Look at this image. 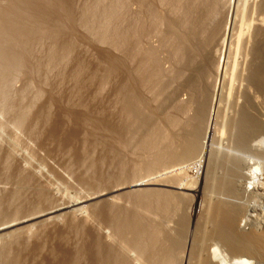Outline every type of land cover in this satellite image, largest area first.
Wrapping results in <instances>:
<instances>
[{"label": "rangeland", "instance_id": "1", "mask_svg": "<svg viewBox=\"0 0 264 264\" xmlns=\"http://www.w3.org/2000/svg\"><path fill=\"white\" fill-rule=\"evenodd\" d=\"M14 1L0 0V10L7 8ZM66 1L71 17L67 16L63 24L60 22V26L64 28L59 27L65 32L55 27L56 35L60 33L58 30L62 32L59 38L53 33V37H48V33L37 36L29 49L27 48L28 53L23 52L16 67L5 68L6 71L0 69L2 77L6 75L3 79L0 75V264H8L6 261L17 258L22 260V264H75L79 247H89L92 241L99 238V234L104 240L113 237L114 242L120 241L121 238L114 236L113 225L109 221L111 218L100 219L98 213L110 208L109 213L112 211L114 214L111 207H115L116 213L120 212L117 215H131L134 208L128 198L129 193L146 189L181 196L179 203L177 201V205L168 213L157 211L150 216L155 227L161 226L163 237V233L178 234V228L183 226V223L193 230L192 196L194 189L200 186L197 182L207 169L209 178L208 184L204 186L201 209L205 211L208 208L209 200H222L240 210L238 224L241 228L248 231L257 223L258 229H263L264 135L240 141L242 130L235 123L248 114L264 119L263 94H259V106H245V88L252 75L249 67L253 59L252 43H248L243 49V54L238 55L237 68L233 69L238 76L235 86H225L219 92L220 100L213 118L214 136L207 154L211 157L204 158L201 162L196 157H190L180 164H161L156 158L161 152L162 144L158 145L160 150L151 152L147 149L148 152L143 149L141 142L149 137L148 134L152 136L154 130L160 129L162 115L155 111V119L150 121L151 124L149 123L146 129L137 130L134 126L132 128L136 129H130V132L123 131L121 124L125 122V117L122 116L124 97L121 96H124V93L121 95L120 87L125 83L126 75L124 72L109 75L108 70L111 58H121L125 64L124 68L133 70L136 61L128 55L127 48L125 49L126 41H123L121 36L128 33L135 21L141 20L147 23V34L143 43L155 51L164 69L162 83L166 84V95H174L177 88L173 81V61L176 58L174 22L178 9L176 0H148L147 6L129 0ZM200 1L199 7L200 3L205 1L210 3L198 7L200 38L205 41V50L213 47L218 49L221 47L216 42L219 37L212 34L218 31L217 20L221 17V21L226 19L223 16H226L228 2L223 4L224 1L220 0V4L226 7L220 6L221 10L226 11H221L220 17L218 0ZM249 1L254 3V6L256 2H261ZM20 4V7L26 8L29 2L22 0ZM212 7L214 8L211 10ZM155 12L158 14L154 15ZM44 28L41 30H45ZM104 30L110 34L107 35L110 40L100 37ZM112 35L114 38L111 39ZM209 36L215 38L210 39ZM64 44L71 45V49L65 50ZM217 58L218 56L215 60ZM3 72L6 74H2ZM155 79L146 81L140 88L146 102L147 115L157 110L161 103L158 93L162 83L158 84L159 81L155 82ZM157 85L160 89H157ZM184 98L186 97L182 100ZM206 103L209 107L210 102ZM198 104L194 103L190 107L188 113L183 116L186 118L180 116L182 123L188 125L192 116L196 115V112L200 113L196 111L201 107L200 103ZM171 107L169 112L172 109L170 113H173L174 109ZM67 111L68 114L74 113V116L76 113L80 114V117L83 114L82 119L85 121L77 125ZM246 111L249 113H245ZM193 121L195 120H192L188 127L182 126L188 128H183L187 131L185 133L190 134L196 130L195 126L191 129ZM207 126L208 120L203 127L201 125L203 134L201 131L199 134L202 137ZM56 127L60 129L55 137ZM74 128L77 135L69 142L68 131ZM182 133L184 134V131ZM51 136L53 138H50ZM65 139H68V142ZM148 162L153 165L151 171L135 174L137 169L142 167L139 164L143 163L144 166ZM136 167L138 168L135 169ZM254 167L258 168L259 173H256V178L253 179L251 171ZM226 177H231L229 180L232 187H218L219 182ZM174 178L180 179L178 184L183 182L180 183L182 189L176 188L180 184H171L170 179ZM139 182L145 185L128 188L132 183ZM120 187L123 188L120 190ZM115 189L116 191L111 193ZM99 194L101 197H96ZM61 207L63 208L59 209L60 211L46 215L47 211H51L49 209ZM25 219L30 220L27 222ZM167 235L163 241L167 240Z\"/></svg>", "mask_w": 264, "mask_h": 264}, {"label": "bare ground", "instance_id": "2", "mask_svg": "<svg viewBox=\"0 0 264 264\" xmlns=\"http://www.w3.org/2000/svg\"><path fill=\"white\" fill-rule=\"evenodd\" d=\"M25 1L27 3L29 2L26 8L20 7L22 0H15L7 8L0 10V69H4L2 71H6L7 69L5 68L10 69L11 67H16L18 65L21 60V55L29 49L28 47L31 46L30 44L33 42V39L35 40L37 36L47 33L48 37H53V34H57V30L55 29L62 27L60 24H63V20L71 17L70 12L68 11L70 7L66 0ZM129 1H137L141 6H147L146 3L148 0ZM222 1H224L223 4L228 2V10H226L227 13H225L226 16H223V18L226 17V19L221 21V11H226L220 9L222 4H220V0H218L217 3L218 5L220 4L218 12L221 18H219L220 21L219 19L217 20L219 23L216 25L218 26V31L212 34H215V37H219V41L214 40L218 42V44H216L221 47H215L218 49H213L214 47L210 49L209 47L210 51L205 50V41L203 42V40H201V35L199 33L200 24L198 20V9L202 4H205L206 1L202 4L200 3L199 7V2H201L200 0H176L175 5H177L178 9L176 11L177 19H175L176 21L174 22L175 37H173L175 45L174 56L176 57L173 62H175L174 76L176 80L173 78V81L175 82L177 88L174 95L171 97L166 95V84L162 83L165 72L156 56L155 51L150 50L152 48H148L143 43L147 34V23L145 24V22L141 20L135 21L133 25H131V28L128 27V33H126L125 36H121L123 37V41H126L125 43L127 47H125V49L127 48L128 55L136 61L132 71L128 70L127 67V69L124 68L125 64L121 58L110 59L108 74L111 75L114 73L124 72L126 75V81L123 86L120 87L121 95L124 93V96H121L122 98L124 97L122 116L125 117V122L121 124L123 131L130 132V129H136L132 128L134 126L137 127V130H143L146 126H149L148 124L155 116V111L162 115V126L160 129H156L154 127L157 131L154 130V134L152 133V136H150L151 134H148V138L143 136V138L146 139H143V142H141L143 149L148 152L149 150L151 152L153 150L158 151L162 148L160 150L161 152L159 151L160 153H158V157L156 156V161H160L161 164H180L185 159H190V157H196L199 162H201L204 158L206 159L209 156L211 157V155L207 154L209 152L208 149L212 146L214 136L213 118L215 117L216 106L220 100L219 92H221L225 86H233L237 83L236 79H238V76H236L235 70L233 69L237 68L239 58L238 55L240 53L243 54V49L244 47H247L248 43H252L251 58L253 59L249 66L251 68L252 75L246 85L244 93L246 102L245 106L249 108V106L254 104L258 105L259 94L264 95V0H261L260 3L258 2L259 4L256 2L257 5L255 4V6L254 3H250L249 0ZM207 4L210 3H206V5ZM215 7L217 6L215 5ZM213 8L214 7L210 9L212 10ZM117 10L116 13L118 12ZM113 12L115 13V11ZM157 14L158 13L154 15ZM28 21L31 22L30 26L28 25ZM41 28H44L45 30L42 29V31ZM62 28H64V26ZM60 29L61 28H59V30ZM59 30L58 32L62 35V29V32ZM104 31L105 32L102 31L103 34L100 33L102 36H99L110 40V37L107 36H110V34H108L107 30ZM59 34L56 35L58 38ZM56 36L54 39L57 38ZM112 37L113 35L111 36V39ZM121 37L117 38L121 39ZM215 37L209 36L210 39ZM115 39L114 41H116ZM207 44V46H209V42ZM65 45L66 44H64V46ZM70 49L71 45H66L65 50ZM216 56H218L217 60H215ZM240 64L242 65V63ZM2 74L6 73L3 72ZM152 79H155V82L159 81L157 82L158 84L162 83V85L160 84V93H158V95H160L159 97H161V103L159 108L157 107V110L155 109L151 112L152 114L149 113L150 115H147V110H145L146 102L140 93V88L145 85L146 81H153ZM157 87V89H160L159 85H157ZM183 97L186 98L182 100ZM206 101L210 102L209 107L206 105ZM194 103L197 105L200 103L201 109H196V111L200 112L198 114L197 112L195 113L197 117L194 118L196 115L192 116V120H195L196 122L193 121V125L191 123V129L196 127V130L193 129L194 132L191 131L190 133L189 129L188 133L190 134H187L185 133L187 131L183 130L184 127L182 126H190L189 124L192 120H190L187 125L182 123L181 118H186L183 116L188 113L190 107L193 106ZM170 107L174 109L173 113H170L172 109L169 112ZM68 112L69 111H67V114ZM245 113L249 112L246 111ZM68 115L74 123L76 122V124L81 123V121L84 120L82 119L83 114L81 117L79 116L80 114L77 115V113L75 114L76 116H74V113H69ZM243 118L238 119L240 122L235 120L237 121L235 123H237L242 130V132H240V134H242L239 135L240 141H245L247 139L252 140L261 134L264 135V119H261V117H253V115L249 114L245 115ZM207 120L208 126L205 130L206 132L204 133V136L202 137L199 134L203 131L201 125L203 127L205 121ZM122 128L120 129L121 131ZM169 128L177 130L171 131ZM59 129L60 127H56L54 130L55 137L56 134H58ZM183 131L184 134L182 133ZM68 132V139L70 142L76 137L77 130L75 131L74 128L72 131ZM201 134H203V132ZM51 135H53V133H51ZM50 138L53 137L51 136ZM68 139H65V141L68 142ZM261 141L262 139L260 142ZM159 143L162 145L160 146ZM158 145L161 148H158ZM150 162L144 166L143 163L139 164L142 167H136L135 169L138 168V172L136 171L135 174H139V172L141 173L142 171H151L153 169V165L152 163L149 164ZM257 171L258 168L255 167L254 170L251 171V177H253V179L256 178L255 175ZM208 178L209 172L207 169L204 176H202L199 182H197L200 186L194 189V195L192 196L193 230L189 229L186 223H183V226L179 227L180 229L178 228V234L169 235V232V234L167 233L169 235L168 236L163 233L164 237L165 235L168 236L167 240L163 241L164 237L161 233V226L159 225V227L156 225L157 227H155L150 216L157 211H161V213H168L174 206L177 205V201L179 203L181 196L179 197V195L175 193L154 189H146L138 193H129L128 198L131 200L134 208L132 210L133 212H130L131 215L128 214V216L124 213L123 215L125 216H121V214L117 215V213L120 212L118 211L116 213L117 209L115 211V207H111L114 214L112 211L109 213L110 208H107L108 211L103 210L100 211V213L96 211L98 215L100 214V219L105 220L107 218L108 220L111 218L109 221L112 223L110 224L113 225L114 236H118L116 238L119 239L121 238L120 241L114 242V240H112L113 235L111 236L112 238H110L112 241H110V239H108L109 241L104 240L103 238H100L102 235L99 234V238L92 241V243L90 242L91 244L89 247H79L76 253L77 256L75 264H264V228L259 230L261 227L258 229L256 223L253 227L251 226L252 228H249L250 230H244L238 224L240 210L233 204L222 200H209L208 208L205 211L204 209H201L203 190ZM227 178L228 177L223 178L219 182L218 187L226 189L232 187L229 180L231 177H229V179ZM182 179L183 178H181V180ZM179 180V178H174L170 179V182L171 184L173 183L178 186L180 183H183L181 181L178 184ZM170 182L168 183L170 184ZM181 184L176 188L182 189L183 187H181ZM128 185L129 184H127V187ZM142 185H145V183H132V185H129L128 188ZM117 187H119V185ZM121 188L123 187H120V190ZM114 191H116V189L112 190L111 193ZM99 196L101 197L100 194L96 197ZM90 199L91 198H89V200ZM75 204L78 203H74V205ZM71 206L73 207V205ZM62 208L63 207L58 209L54 208L53 210L51 208L49 209L51 211H47V214L45 211L43 213L51 215ZM201 210L203 212H201ZM158 214L160 213L158 212ZM37 216L39 217L40 215ZM34 218L36 219V217ZM30 219L25 220L28 222ZM109 221H107V223H109ZM24 222L25 221L23 220V223ZM160 236L163 238H160ZM2 257L4 258L6 256ZM21 261L22 260L20 258H17L6 262H8V264H22Z\"/></svg>", "mask_w": 264, "mask_h": 264}]
</instances>
